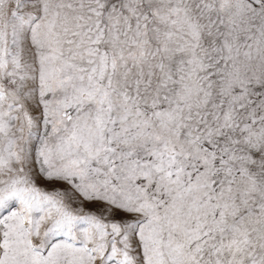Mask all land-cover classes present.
I'll list each match as a JSON object with an SVG mask.
<instances>
[{
  "label": "snow or ice",
  "instance_id": "obj_1",
  "mask_svg": "<svg viewBox=\"0 0 264 264\" xmlns=\"http://www.w3.org/2000/svg\"><path fill=\"white\" fill-rule=\"evenodd\" d=\"M0 264H264V0H0Z\"/></svg>",
  "mask_w": 264,
  "mask_h": 264
}]
</instances>
